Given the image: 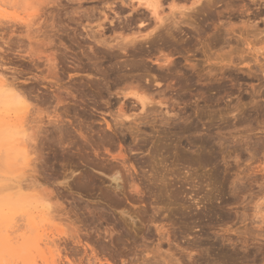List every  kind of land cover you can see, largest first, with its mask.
Segmentation results:
<instances>
[{
  "label": "rangeland",
  "instance_id": "374dc122",
  "mask_svg": "<svg viewBox=\"0 0 264 264\" xmlns=\"http://www.w3.org/2000/svg\"><path fill=\"white\" fill-rule=\"evenodd\" d=\"M1 1L0 78L27 105L0 107L26 129L22 158L0 139V183L25 187L4 264H264V0H159L162 26L136 0Z\"/></svg>",
  "mask_w": 264,
  "mask_h": 264
},
{
  "label": "bare ground",
  "instance_id": "6f19581e",
  "mask_svg": "<svg viewBox=\"0 0 264 264\" xmlns=\"http://www.w3.org/2000/svg\"><path fill=\"white\" fill-rule=\"evenodd\" d=\"M15 1V0H14ZM136 2H137V4L138 5H142V6H144L151 14H153V15H155V19L157 20V22H159V24L162 26V23H163V21L165 20L162 16H159V6H160V4H159V0H136ZM2 3V4H1ZM0 4H1V7L2 6H4L3 4H5V6L7 5L5 2H2L1 0H0ZM10 5V4H9ZM1 9V8H0ZM1 10H3V9H1ZM15 10V9H14ZM4 11V10H3ZM249 11V10H248ZM182 13V14H181ZM16 15L15 16H19V13L18 12H16L15 13ZM173 14H174V12H173ZM172 14V15H173ZM179 14L180 15H184V13L183 12H179ZM257 15H255V17H256ZM40 17V16H39ZM172 17H174V16H172ZM183 17V16H182ZM186 17V16H185ZM258 17V16H257ZM140 18V17H139ZM177 17H175V18H173V20L171 21L170 20V22H169V25L170 24H174V26L177 24L176 22H178V20L176 19ZM25 19V18H24ZM141 19V18H140ZM174 19H176V20H174ZM248 20H249V18H248ZM144 21V20H143ZM143 24V22H139V24H138V26L139 25H142ZM159 24L157 25V26H159ZM167 25V24H166ZM156 26V24H155V27H157ZM163 26H164V24H163ZM177 26V25H176ZM152 27V26H151ZM155 27H154V30H155ZM166 28V27H165ZM174 28V27H173ZM157 29V28H156ZM153 30V31H154ZM150 31V30H149ZM133 32V31H132ZM151 32V31H150ZM152 33V32H151ZM135 35H136V33H134ZM147 35H149L148 33H146ZM91 36V35H90ZM119 37V36H118ZM136 38V37H135ZM135 38H133V39H131L130 40V38H129V40H127L128 42H126V40L123 38V41L125 42L124 44H122V46L120 47V49H122V50H125V48H126V46H128L129 44L128 43H130V44H132V41H133V44L135 43L134 42V39ZM120 39H121V37H120ZM127 39H128V36H127ZM148 39V38H147ZM94 41H96V40H94ZM98 42V41H97ZM103 42V41H102ZM107 42H105V44H106ZM246 43V42H245ZM121 44V43H120ZM249 44V43H248ZM105 46V45H104ZM118 46V45H117ZM264 46V45H263ZM251 49H253L252 51H254V53H256L257 55L258 54H260V55H262L263 57H264V50H262L263 49V47L261 46H259V47H257V48H255L254 47V45L251 47ZM250 48H249V50H251ZM263 51V52H259V51ZM113 53V52H112ZM169 54L167 53L166 55H164L163 56V60H164V62L163 63H165L167 60H168V57H170V55L168 56ZM116 56V55H115ZM112 57V56H111ZM244 57V56H243ZM47 58V57H46ZM162 58V57H161ZM48 59V58H47ZM156 59H159V58H156ZM256 60H257V58H255ZM109 60V59H108ZM47 61V60H46ZM53 61H55V60H53ZM158 62V61H157ZM170 62V61H169ZM168 62V63H169ZM258 62H260V61H258ZM49 63V62H48ZM171 63V62H170ZM131 64V63H130ZM56 66V65H55ZM111 66V65H110ZM133 66V65H132ZM167 66V65H166ZM50 67V66H49ZM75 67V66H74ZM79 67V66H78ZM117 67V66H116ZM120 67V66H119ZM127 67V66H126ZM162 67V66H161ZM170 67V66H169ZM114 68V67H113ZM133 68H135L134 66H133ZM116 69H118V68H116ZM115 69V70H116ZM121 69V68H120ZM117 71V70H116ZM264 72V71H263ZM262 72V73H263ZM1 75V74H0ZM1 76H3V75H1ZM127 77V76H126ZM158 77V76H157ZM127 79V78H126ZM125 85H127V84H125ZM134 85V84H133ZM136 85V84H135ZM124 86V85H123ZM122 86V88L123 89H121L120 88V90H122V94H123V96H128V95H130L131 97H134L135 98V101L137 100L140 104H141V109H144V107H145V105H149L150 103H157V104H162V102L160 101V99L158 100V99H154V96H152V94L151 93H146V91H149V90H142V87H141V89H136V88H133V86H124L123 87ZM138 86V85H137ZM149 86V85H148ZM136 87V86H135ZM143 87H145V86H143ZM138 88H140V87H138ZM17 89V88H16ZM16 89H15V87H14V85L12 84V83H8L7 81H3V80H1V78H0V107H3V108H6V109H11L12 108V110L14 109V108H16V110L18 109H26V107L25 106H27L26 105V99L24 98V97H21L20 95H19V92H17L16 91ZM144 89V88H143ZM151 92V91H150ZM148 94V96L146 95V94ZM149 94H151V96L149 95ZM24 95V94H23ZM118 95V94H117ZM155 95V94H154ZM26 97V96H25ZM159 97V96H158ZM123 99V98H122ZM165 99V98H164ZM155 100V101H154ZM162 100V99H161ZM164 104V103H163ZM3 110V109H2ZM154 110V109H153ZM14 112H16V111H14ZM20 112H22V111H20ZM128 112L126 111V110H123L121 107H119V109L117 110V112L116 113H112L111 114V116L113 117V120L115 121V123L117 124V126H118V123H120L121 125H123V124H125L126 122H125V120L127 121V119H128V121H129V117H131L129 114H127ZM20 114V113H19ZM149 114V113H148ZM167 114V113H166ZM144 115V114H143ZM142 116V115H141ZM146 116V115H145ZM149 116V115H148ZM6 117V116H5ZM20 117V116H19ZM54 117V116H53ZM23 119H25L24 118V116L22 117ZM135 119V118H134ZM134 119H132V121L134 120ZM7 121V120H6ZM12 121V120H11ZM23 121V120H22ZM22 121H20V122H22ZM4 122V121H3ZM14 122V121H13ZM61 122V121H60ZM125 122V123H124ZM24 123V122H23ZM23 123H22V125H23ZM145 123V122H144ZM10 124V123H9ZM9 124H6L7 126H5V124L3 123L2 124V122L0 121V139H1V141H3L4 143L3 144H5L6 145V148L4 149V151L2 152V156H5L6 155V162H8L9 160H8V158L10 159L11 157H12V159H15L18 155H21L20 157L22 158L23 157V153H22V150H21V146L19 145V144H21L20 142H16L15 140H16V136H18V134H19V138L17 137V139H20V140H18V141H21V138L20 137H24L23 135H25V128H23V126L22 125H17L16 123H13V124H11V125H9ZM127 124V123H126ZM130 124V123H129ZM143 124V123H142ZM110 125V124H109ZM119 127H121V126H119ZM136 127H137V125H136ZM60 128V127H59ZM114 129V128H113ZM116 129V128H115ZM21 134V135H20ZM25 140V139H24ZM16 142V143H15ZM2 144V143H1ZM4 145V146H5ZM17 145V146H16ZM2 150V149H1ZM1 152V151H0ZM5 152V155H3V153ZM27 152V151H26ZM255 152V151H254ZM10 153H11V157H10ZM121 153V152H120ZM118 156H122V155H119V154H117ZM117 155H115L116 157H118ZM254 155V154H253ZM9 156V157H8ZM203 154H202V152L201 151H199V152H196V158L194 157V158H192L191 157V159H190V161L189 162H191V160L192 161H194V162H197V163H201L202 164V162H205V161H203ZM20 157H18V159L20 158ZM25 157V156H24ZM115 158V157H114ZM187 157H185V159H186ZM190 158V157H189ZM188 158V159H189ZM121 159H122V157H121ZM184 159V160H185ZM188 159H187V161H188ZM1 160V159H0ZM20 160V159H19ZM22 161V160H21ZM121 161V160H120ZM151 161V160H150ZM153 161V160H152ZM6 162H4V163H6ZM125 162V161H124ZM188 162V163H189ZM3 163V162H2ZM196 163V164H197ZM200 163H199V165H200ZM8 164V163H7ZM17 164V163H16ZM15 164V165H16ZM119 164H121V162L119 163ZM118 164V165H119ZM124 163H123V161H122V165H123ZM184 164H187L186 162L184 163ZM191 164H194L193 162H191ZM204 164H206V163H204ZM203 164V165H204ZM211 164V163H210ZM116 165H117V163H116ZM118 165H117V167L116 168H118V170L116 169H114V171H113V169H111V167H112V165H108L110 168H108V167H106L107 169H111L113 172H112V174L110 175V178H112V180H114L115 182H116V186L117 187H119V184H118V182L117 181H120L121 179L120 178H122V177H125V176H121V170L119 169V167H118ZM187 165H189V166H186V167H184V168H186V170H187V172H189V170H190V167L192 168V166H190V163L189 164H187ZM199 165H198V167H199ZM203 165H202V167H203ZM124 166V168L126 167V164L125 165H123ZM127 166H129V165H127ZM205 166V165H204ZM114 167H115V165H114ZM121 167V166H120ZM201 167V166H200ZM7 168V167H6ZM5 168V169H6ZM17 168H19V167H17ZM22 168V167H21ZM102 168V167H101ZM122 168V167H121ZM131 168V167H130ZM134 168V167H133ZM156 168V167H155ZM155 168H150V169H155ZM197 167H193L192 169H196ZM103 169V168H102ZM129 169V168H128ZM19 170V169H18ZM109 170H107V174H109L110 173V171ZM125 170V169H124ZM127 170V169H126ZM7 171V170H6ZM103 171V170H102ZM128 171V170H127ZM153 171V170H152ZM155 171V170H154ZM153 171V172H154ZM109 172V173H108ZM130 172V171H129ZM150 172V171H149ZM191 172V171H190ZM189 172V173H190ZM193 172H195V171H193ZM99 173V172H98ZM157 173V172H156ZM155 173V174H156ZM192 173V172H191ZM190 173V174H191ZM21 174H23V173H21ZM101 174V173H100ZM187 174V173H186ZM96 175V174H95ZM16 176H18V175H16ZM188 176H189V174H188ZM109 176H107L106 178H108ZM131 177H132V175H131ZM156 177H157V175H156ZM10 178V177H9ZM18 178V177H17ZM21 178V177H20ZM66 178V177H65ZM128 178H129V176H128ZM152 178H154V177H152ZM164 178V177H163ZM160 179V178H159ZM161 179H162V176H161ZM111 180V181H112ZM124 180V179H123ZM126 181V180H125ZM135 181V180H134ZM10 182H11V180H10ZM114 182V183H115ZM120 183V182H119ZM133 183V182H132ZM123 184H124V182H123ZM123 184L121 183V185L123 186ZM130 184H131V182H130ZM134 184H136V183H134ZM115 185V184H114ZM120 185V186H121ZM138 184H136L135 185V187L137 186ZM25 186V185H24ZM115 186V187H116ZM22 187H23V185L20 183V182H17V181H15V182H11V183H6L5 182V184L4 183H0V264H4V260H6V259H10V261L11 260H15L17 257H18V255L19 254H22L20 251H21V248L18 246V245H16V243L18 242V238L19 237H17V236H13L12 235V233L14 232V231H16L15 229L16 228H18V227H16L15 229H12L13 227H14V225H12V223H13V217H15V216H12V214L14 213L15 214V212H17V211H19V210H21V209H23L22 207V205L21 204H19V203H16V202H12V199H11V197H14L15 196V194L17 195L18 193L17 192H22V191H20L21 189H22ZM134 187V185L132 184V188ZM23 188H25V187H23ZM123 188V187H122ZM7 191H9V192H11V191H13L14 193L13 194H11V195H13V196H11V195H9V196H7L8 195V193L9 192H6L5 190ZM118 189V188H117ZM120 189H121V187H120ZM125 189V187L123 188V190ZM134 190H136V189H138L137 187H136V189L135 188H133ZM26 190V189H25ZM140 189H138L137 191H139ZM7 194L6 196H3L4 194V192ZM23 193V192H22ZM122 193V192H121ZM2 194V195H1ZM10 194V193H9ZM22 195H24V194H22ZM18 197H19V195H18ZM24 197H25V195H24ZM26 198V197H25ZM13 200H15V199H13ZM18 202L20 201V199H18L17 200ZM22 202V201H21ZM200 202V201H199ZM33 203V202H32ZM196 204H198V202H196ZM22 206V207H21ZM36 206H37V204H36ZM127 209V208H126ZM129 213V212H128ZM29 214V213H28ZM21 215V214H20ZM135 215V214H134ZM130 216H131V214H130ZM22 217V216H21ZM132 217V216H131ZM138 217V216H137ZM31 218H33V217H31ZM133 218V217H132ZM14 220H15V218H14ZM30 220V219H29ZM41 220V219H40ZM43 220V219H42ZM41 220V221H42ZM35 222V221H34ZM26 223V222H25ZM36 223V222H35ZM34 223V224H35ZM37 225V224H36ZM16 226V225H15ZM158 226V225H157ZM35 228H37V227H35ZM34 228V229H35ZM38 228H39V226H38ZM163 228V227H162ZM161 229V228H160ZM263 229V228H262ZM18 230V229H17ZM38 230V229H37ZM43 230V229H42ZM161 232H162V230H161ZM163 232H164V230H163ZM159 233V232H158ZM14 234V233H13ZM240 234V233H239ZM241 234H243V233H241ZM246 234V233H245ZM244 234V235H245ZM42 235H43V233H42ZM19 236V235H18ZM161 236V235H160ZM257 236V235H256ZM43 237V236H42ZM245 237V236H244ZM259 237V236H258ZM41 243V242H40ZM40 243H38L37 241H35V245H36V247H38L39 246V244ZM34 245V246H35ZM24 246V245H23ZM25 246H27V245H25ZM25 246H24V249H25ZM26 248H28V247H26ZM156 251V250H155ZM22 252H23V250H22ZM21 256V255H20ZM24 257V256H23ZM27 259V258H26ZM25 259V260H26ZM7 261V260H6ZM6 263V262H5ZM51 264V263H50Z\"/></svg>",
  "mask_w": 264,
  "mask_h": 264
}]
</instances>
